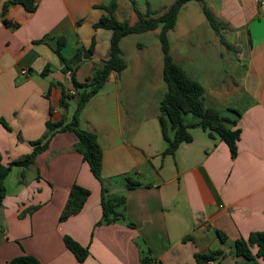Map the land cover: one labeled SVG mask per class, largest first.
<instances>
[{"label": "crops", "instance_id": "crops-1", "mask_svg": "<svg viewBox=\"0 0 264 264\" xmlns=\"http://www.w3.org/2000/svg\"><path fill=\"white\" fill-rule=\"evenodd\" d=\"M6 1L0 0V154L5 163L32 152L31 142L43 137L48 120L74 116L71 102L77 104V97L67 109L60 105L65 91L77 92L55 52L60 38L66 39L68 58L95 41L94 54L76 69L77 80L85 82L111 47L112 31L94 26L107 13L103 5L116 1L118 19L135 24L137 10L157 16L175 2L36 0L35 11L12 3L4 14ZM205 1L231 48L222 44L201 3L190 1L169 32L170 51L205 88V104L220 112L226 106L233 116L222 115L238 120L237 157L200 126L190 129L191 142L164 155L168 144L160 104L167 84L160 28L130 34L121 41L127 68L112 72L80 114L81 128L98 134L108 194L126 197L128 221L97 225L103 213L101 182L75 149L77 134L58 132L34 164L14 166L5 179L0 264L23 254L42 264H197V253L230 251L237 239L264 230V11L255 0ZM150 33L156 42L149 41ZM141 35L143 42L136 40ZM185 120L196 122L188 114ZM128 176L141 185L128 188ZM74 183L88 188L90 196L78 214L61 221ZM218 231L227 235L226 243ZM65 235L89 247L84 262L66 246ZM148 255L154 259L144 263ZM257 262L264 264L261 258ZM205 264L257 263L227 255Z\"/></svg>", "mask_w": 264, "mask_h": 264}, {"label": "trees", "instance_id": "trees-1", "mask_svg": "<svg viewBox=\"0 0 264 264\" xmlns=\"http://www.w3.org/2000/svg\"><path fill=\"white\" fill-rule=\"evenodd\" d=\"M190 1L200 2L202 9L207 17L209 24L217 32L222 44L231 48V45L226 41L222 29L223 24L217 19L215 14L209 8L205 0H175V2L162 14L154 16L151 11L143 14L137 10L139 20L135 24H131L128 20H120L116 16L118 4L112 1L109 5H103L106 10L98 22L95 23V28H105L112 31L111 47L108 57L102 61L93 73L85 82H80L76 78V69L78 65L85 59L90 58L95 52V41L89 48H80L76 54L70 58L63 53V48L66 45V39L60 38L59 45L55 49L58 54L64 72H71L72 81L76 89V93L64 92L60 101L62 108H68L70 100L77 97V106L73 118L70 121L61 119L60 121L48 120L46 122V133L42 138L31 142L33 146L32 152L11 160L3 162V157L0 154V208L3 206L6 197L5 179L11 173L14 166L29 168L36 162L40 153L46 151L52 138L58 132L74 131L78 136V141L75 144V149L80 152L86 161L94 176L101 182L102 185V217L97 222V225L104 223H113L117 221H128L126 215L127 199L124 195H109L106 185V180L103 177V161L104 150L100 143L98 134L81 128L80 114L87 106L91 98L96 95L108 81L110 74L116 72L122 73L128 66L127 60L124 58L121 49V41L124 37L135 34L144 33L157 28H160L159 39L164 54V79L167 84V93L160 104V123L164 139L168 146L164 151V155L173 154L182 143L191 142L193 135L191 128L200 126L204 130L210 132V135H218L224 140L231 151L233 158L238 155V141L241 136V129L237 126L238 120L229 116H224L214 108L209 107L204 102L205 88L197 80L193 79L185 69L176 63L170 51L169 32L175 28L178 15L184 5ZM12 3H21L29 11H35L37 8L36 0H8L4 4V14ZM6 23L8 21L5 19ZM42 40H37L39 42ZM50 71L47 66L41 74L46 76ZM237 111V110H236ZM192 114L196 122L187 123L185 116ZM241 115L240 111H237ZM1 122L9 128L5 119L1 118ZM22 176L24 173L22 172ZM39 178V174H38ZM141 183L131 176L127 177V187L135 188ZM90 190L78 183H74L71 187L69 197L63 208L60 220H66L70 216L78 214L84 207L90 196ZM36 207L30 208L33 211ZM129 224H133L129 222ZM220 238L224 243L228 241L227 235L218 231ZM64 241L66 246L75 254L77 259L84 262L90 255L89 247L82 245L77 240L69 235H65ZM227 255H235L244 257L247 260L255 261L257 258L264 260V230L254 231L247 238L237 239L233 248L230 251L213 250L205 253H197V264H205L211 261H219ZM154 259L150 255L143 258V262H148ZM7 264H42L40 260L31 254H23L9 260Z\"/></svg>", "mask_w": 264, "mask_h": 264}, {"label": "rangeland", "instance_id": "rangeland-1", "mask_svg": "<svg viewBox=\"0 0 264 264\" xmlns=\"http://www.w3.org/2000/svg\"><path fill=\"white\" fill-rule=\"evenodd\" d=\"M134 36V35H133ZM150 39H149V41L151 42V43H153V42H156L158 39H157V37L154 35V33H150ZM133 38H135V37H133ZM137 39L136 40H141L142 42L143 41H145V36L144 35H141V37H136ZM208 64L207 63H204V66H207ZM75 101H72L71 102V108H72V110H75L76 109V106H77V104L76 103H74ZM238 107H240L239 106V104H238ZM226 106H221V112H222V114H224V115H231V116H233L231 113H229V111H227L226 110ZM188 116H189V118H194V116L192 115V114H188ZM190 120V119H189Z\"/></svg>", "mask_w": 264, "mask_h": 264}, {"label": "built area", "instance_id": "built-area-1", "mask_svg": "<svg viewBox=\"0 0 264 264\" xmlns=\"http://www.w3.org/2000/svg\"><path fill=\"white\" fill-rule=\"evenodd\" d=\"M257 4L260 6L261 10L264 11V0H255ZM22 75H28L29 70L27 68L22 69L21 71ZM72 93H75V91H72Z\"/></svg>", "mask_w": 264, "mask_h": 264}]
</instances>
